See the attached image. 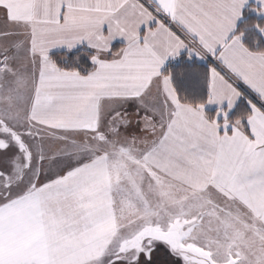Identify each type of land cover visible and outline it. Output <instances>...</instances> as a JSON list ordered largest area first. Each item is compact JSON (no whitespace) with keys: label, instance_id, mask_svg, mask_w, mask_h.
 I'll list each match as a JSON object with an SVG mask.
<instances>
[{"label":"snow or ice","instance_id":"1","mask_svg":"<svg viewBox=\"0 0 264 264\" xmlns=\"http://www.w3.org/2000/svg\"><path fill=\"white\" fill-rule=\"evenodd\" d=\"M0 264H264V0H0Z\"/></svg>","mask_w":264,"mask_h":264},{"label":"trees","instance_id":"2","mask_svg":"<svg viewBox=\"0 0 264 264\" xmlns=\"http://www.w3.org/2000/svg\"><path fill=\"white\" fill-rule=\"evenodd\" d=\"M117 47H120V45H117Z\"/></svg>","mask_w":264,"mask_h":264},{"label":"crops","instance_id":"3","mask_svg":"<svg viewBox=\"0 0 264 264\" xmlns=\"http://www.w3.org/2000/svg\"><path fill=\"white\" fill-rule=\"evenodd\" d=\"M118 43V42H117Z\"/></svg>","mask_w":264,"mask_h":264}]
</instances>
